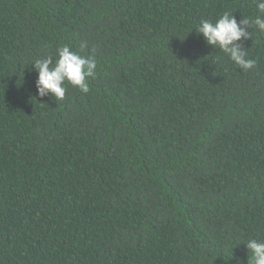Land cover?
Here are the masks:
<instances>
[{
	"label": "trees",
	"instance_id": "1",
	"mask_svg": "<svg viewBox=\"0 0 264 264\" xmlns=\"http://www.w3.org/2000/svg\"><path fill=\"white\" fill-rule=\"evenodd\" d=\"M255 0H0V264H247L264 242V34L245 72L196 33ZM94 57L39 97L32 63Z\"/></svg>",
	"mask_w": 264,
	"mask_h": 264
},
{
	"label": "clouds",
	"instance_id": "2",
	"mask_svg": "<svg viewBox=\"0 0 264 264\" xmlns=\"http://www.w3.org/2000/svg\"><path fill=\"white\" fill-rule=\"evenodd\" d=\"M257 14L254 19H241L239 22L232 14L224 13L214 22L202 20L196 33L202 36L206 45L224 53L237 67L247 72L256 61L248 58L241 40H249L247 28L253 25L259 34H264V0H255ZM33 70L37 73L36 93L39 97L51 96L55 101H62L66 94L65 84L71 85L82 93L89 92L88 78L94 77L97 63L94 57L85 58L64 45L57 49L55 60L52 57L36 59ZM251 253L247 264H264V242L248 239L242 243ZM239 264V261L237 262Z\"/></svg>",
	"mask_w": 264,
	"mask_h": 264
}]
</instances>
